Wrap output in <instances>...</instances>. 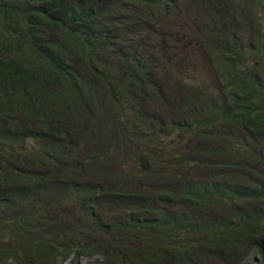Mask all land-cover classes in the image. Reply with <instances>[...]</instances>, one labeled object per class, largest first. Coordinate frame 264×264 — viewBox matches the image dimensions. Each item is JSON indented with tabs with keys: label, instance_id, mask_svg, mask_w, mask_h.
Segmentation results:
<instances>
[{
	"label": "trees",
	"instance_id": "1",
	"mask_svg": "<svg viewBox=\"0 0 264 264\" xmlns=\"http://www.w3.org/2000/svg\"><path fill=\"white\" fill-rule=\"evenodd\" d=\"M231 1L198 0L188 37L217 78L177 93L175 51L151 38L175 0H0V256L205 264L249 248L264 264V0L240 15L251 41ZM183 37L165 39L180 53Z\"/></svg>",
	"mask_w": 264,
	"mask_h": 264
},
{
	"label": "rangeland",
	"instance_id": "2",
	"mask_svg": "<svg viewBox=\"0 0 264 264\" xmlns=\"http://www.w3.org/2000/svg\"><path fill=\"white\" fill-rule=\"evenodd\" d=\"M249 2L250 0H233L229 4V6L231 9L237 10L236 12L237 17H235V19L240 20L241 26L243 28L241 31L242 39L246 37L248 41H251L252 40L250 37L251 34H248L251 28L249 27L247 31L245 30L244 25H242V23H244V18H241L240 16L242 15V12H244V14L245 13L249 14L248 17H251L253 19L252 11L250 10L247 12V5ZM197 5H198V0H176L174 5V10L172 11L173 14L171 16L172 19L171 27L169 29H165L163 27V25L167 24L168 22H171L169 18L165 15L166 19L164 18L163 20L158 21L157 25L154 28L153 33L151 32L152 30L149 31V33L150 32L152 33L151 38H154V43H158L160 40H162L164 44L167 43L169 47L172 48L177 53L176 54L175 52H170L166 55V59H175L177 63V68L179 73H172L173 76L171 77V79H169L172 81V84L175 83L176 86L179 88L178 89L179 91L177 93H179L181 90H186L192 86L201 85L202 87L205 85H209L210 82H213L214 80L216 81L217 78V75L216 74L214 75V73H212L211 71L212 68L209 63V58L203 49L204 42L199 41L201 43L200 45V43L196 39H191L190 37H188V36L193 37L195 36V34H198L201 31L200 29L201 18L194 13ZM135 6L138 8V4H135ZM190 6L192 7L193 11H191ZM177 16L179 20H174L177 19ZM131 17L132 15L130 14V20H129V15L128 14L125 15L123 26L129 30L131 29L132 32H135L134 33L135 35H136V28H137V32L141 34H147L148 32L147 27L145 26L146 19L143 18V15L140 17V19L137 20V24L134 27L135 30L131 28ZM262 19L264 18L258 17L257 21H258V25L261 24V26L264 27V24H262L263 21ZM176 34L180 35V37L185 36L182 38V43L188 42L187 44H190V48L188 51L183 49L179 53L178 49H175L173 42H171L170 44L167 42L166 39L170 40V37L175 38ZM202 36L205 37L204 35ZM136 37L138 36L136 35ZM53 39L56 40L54 37ZM143 40L144 38L142 39V41ZM163 54L164 52L162 51L161 55ZM253 65H256V63L251 62L249 63L248 66L251 67ZM156 66L158 67L157 62H156ZM105 68L107 69L108 66H105ZM118 98L119 100L123 101L124 96L119 95ZM136 98L139 99L140 96H137ZM176 98L180 100L179 95H177ZM175 102L178 105V102L176 100H171V104ZM114 116L115 114L111 115V117ZM122 144L125 145L124 143ZM154 148L158 150L156 155L157 161H161L167 158L165 157L164 151L161 147L156 146ZM93 150L94 149L92 148L85 150V155L92 152ZM112 150L114 151V149ZM108 153H110V150H108ZM13 240L15 242L20 241L19 238H13ZM105 241L109 246L108 251L111 253L123 252L125 251L123 247L129 246L131 244L129 241H127L126 237H122L120 239L107 237ZM10 243L11 241L9 242V244ZM0 245L4 247L6 246V243L3 240H1ZM72 259L73 257H70L66 261L58 260L57 264H69L71 262H74V264H104L103 263L104 258L103 256L100 255H94L92 257L78 256V258H76L75 256L74 259L73 260ZM5 264H16V263L14 262V260H10ZM111 264H120V263L117 260H115L113 257L111 259ZM241 264H247V263L241 262Z\"/></svg>",
	"mask_w": 264,
	"mask_h": 264
},
{
	"label": "clouds",
	"instance_id": "3",
	"mask_svg": "<svg viewBox=\"0 0 264 264\" xmlns=\"http://www.w3.org/2000/svg\"><path fill=\"white\" fill-rule=\"evenodd\" d=\"M169 1V6L172 4V2L174 1V0H168ZM176 1V0H175ZM70 257H73V259H74V255H70ZM69 257V258H70ZM255 257V249H247L246 250V252H245V255H244V257L242 258V260L241 261H237V262H230V261H227V260H223V259H216V260H209V261H207V263H205V264H241V262H243V263H247V264H249V260L250 259H252V258H254ZM68 258V259H69ZM76 258H78V257H76ZM256 258H257V255H256ZM72 259V260H73ZM10 260H12L11 258H6V256H4L3 254L0 256V264H5L6 262H8V261H10ZM58 260H61V259H58ZM57 260V261H58ZM62 261V260H61ZM66 261V260H65ZM15 262V261H14ZM16 263V262H15ZM71 263H74V262H71ZM16 264H18V263H16ZM55 264H57V262L55 263ZM70 264V263H69Z\"/></svg>",
	"mask_w": 264,
	"mask_h": 264
}]
</instances>
